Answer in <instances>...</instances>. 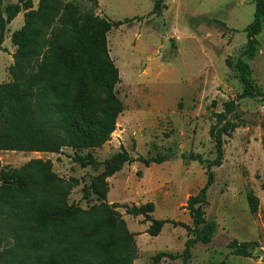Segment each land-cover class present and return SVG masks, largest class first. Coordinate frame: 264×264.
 I'll return each instance as SVG.
<instances>
[{
  "label": "rangeland",
  "instance_id": "374dc122",
  "mask_svg": "<svg viewBox=\"0 0 264 264\" xmlns=\"http://www.w3.org/2000/svg\"><path fill=\"white\" fill-rule=\"evenodd\" d=\"M32 1L37 8L40 0ZM75 1V18L86 43L91 34L90 15L115 22L144 17L113 28L107 38L109 59L120 73L116 92L125 106L116 131L110 141L95 149L65 147L59 153L0 150V169L21 168L32 160L49 161L70 192L68 207L89 209L98 204L92 185L105 170L116 166L120 155L167 158L150 166L139 161L125 164L107 179V202L118 206L134 234L139 253L134 264H151L159 253L181 255L189 237L186 227L166 224L158 236H152L147 232L151 225L147 216L129 215L123 205L153 203L154 219L192 226L187 201L206 185L208 173L207 164L191 155L204 161L216 159L210 134L217 124L215 113L223 112L225 103L244 90L238 60L250 66L252 79L264 91V30L258 37L256 57H242L245 29L254 19L246 20L244 13L248 17L253 0H244L243 6V0H165L161 16L149 15L157 0H99L98 7L89 0ZM18 2L2 0L5 19L6 9ZM23 25L22 12L6 27L0 47V84L11 81L9 68L14 59L8 61L16 51L8 33ZM82 49L68 55V65L88 84L89 95H103L101 85L81 63ZM237 105L232 116L237 128L231 137H224L223 164L212 168L214 183L207 192L206 217L217 224V230L210 244L193 248L191 264H264V99L243 98ZM77 154L98 164L83 168L73 160ZM248 192L260 199L255 215L249 209ZM232 241L256 242L253 253L259 258L232 255ZM10 249L7 243L1 250ZM159 264L184 263L182 258L167 257Z\"/></svg>",
  "mask_w": 264,
  "mask_h": 264
},
{
  "label": "trees",
  "instance_id": "16d2710c",
  "mask_svg": "<svg viewBox=\"0 0 264 264\" xmlns=\"http://www.w3.org/2000/svg\"><path fill=\"white\" fill-rule=\"evenodd\" d=\"M89 1L99 6V0ZM164 2L157 0L149 15L161 16ZM253 2L254 19L245 29L247 44L242 53V57L249 59L259 52L258 36L264 28V0ZM75 3V0H40L35 8L32 0H19L6 9L5 19L0 0V47L7 25L24 13L23 27L11 36L16 48L14 63L9 68L11 81L0 84V150L59 153L65 147L95 149L110 141L116 131L125 106L116 92L120 73L109 59L107 38L113 28L144 17L115 22L90 15L91 34L86 43L85 33L75 18ZM81 46V63L101 85L103 95H89L88 84L68 65V55ZM236 68L244 90L225 103L223 112L215 113L217 124L210 134L215 141L216 159L204 161L199 155H191L192 159L207 164L208 173L206 185L187 201L192 226L154 219L153 203L123 205L129 215L147 216L151 222L147 232L152 236H158L166 224L188 229L189 237L181 255L159 253L151 264H159L167 257L182 258L184 264H191L193 248L210 244L214 238L217 224L206 217L207 192L214 183L212 168L222 166L224 137H231L237 128L232 120L237 102L243 98L264 99V91L252 79L250 66L240 59ZM73 160L83 168L98 164L95 159L79 154ZM166 160L120 155L116 166L105 170L92 185L98 204L89 209L68 207L70 192L49 161L32 160L21 168H1L0 264H134L139 255L134 234L117 211L118 206L107 202V179L125 164L139 161L150 166ZM247 200L251 214H257L259 197L248 192ZM7 243H11V249L5 253L1 249ZM257 246L256 242L232 241L229 249L232 255L258 259L253 253Z\"/></svg>",
  "mask_w": 264,
  "mask_h": 264
},
{
  "label": "crops",
  "instance_id": "0c3cea01",
  "mask_svg": "<svg viewBox=\"0 0 264 264\" xmlns=\"http://www.w3.org/2000/svg\"><path fill=\"white\" fill-rule=\"evenodd\" d=\"M241 3V2H240ZM239 3V4H240ZM247 2H245L244 0L242 1V6L244 5V4H246ZM254 13H255V4H254V2L252 3V5H250V13L248 14V17H247V14L246 13H244V18L246 19V20H248L249 19V21H250V19H252V17L254 18ZM21 14V13H20ZM19 14V15H20ZM18 15V16H19ZM17 16V17H18ZM251 16V17H250ZM250 17V18H249ZM16 20V18L10 23V24H8V26H11V24L14 22ZM233 29H236V28H233ZM263 30H264V28H263ZM15 32V31H14ZM14 32H10V33H8V40L10 39L11 40V36H12V34L14 33ZM263 32V31H262ZM260 36V35H259ZM258 36V37H259ZM9 61H8V64H10V63H12V60H13V57L11 56V55H9Z\"/></svg>",
  "mask_w": 264,
  "mask_h": 264
}]
</instances>
